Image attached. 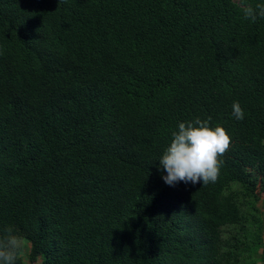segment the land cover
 <instances>
[{"label": "trees", "instance_id": "trees-1", "mask_svg": "<svg viewBox=\"0 0 264 264\" xmlns=\"http://www.w3.org/2000/svg\"><path fill=\"white\" fill-rule=\"evenodd\" d=\"M264 0H0V229L17 264H264ZM238 101L245 117L237 120ZM232 144L167 185L181 122Z\"/></svg>", "mask_w": 264, "mask_h": 264}, {"label": "clouds", "instance_id": "clouds-1", "mask_svg": "<svg viewBox=\"0 0 264 264\" xmlns=\"http://www.w3.org/2000/svg\"><path fill=\"white\" fill-rule=\"evenodd\" d=\"M243 15L253 23L258 17L264 18V3L245 4ZM232 115L237 120L245 117L238 101L232 105ZM211 119L197 117L181 122L172 132L171 142L159 159L160 168L167 173L162 177L167 185L174 187L180 182L207 185L218 180L223 164L221 157L230 149L232 136L223 126L212 127ZM23 247V238L12 226L0 229V264H17Z\"/></svg>", "mask_w": 264, "mask_h": 264}, {"label": "rangeland", "instance_id": "rangeland-1", "mask_svg": "<svg viewBox=\"0 0 264 264\" xmlns=\"http://www.w3.org/2000/svg\"><path fill=\"white\" fill-rule=\"evenodd\" d=\"M239 1V0H235ZM27 264H41V260H38L36 262H30L26 260ZM235 264H259L256 260H246L244 258H239L238 261Z\"/></svg>", "mask_w": 264, "mask_h": 264}]
</instances>
